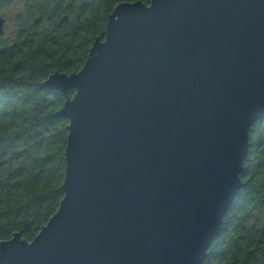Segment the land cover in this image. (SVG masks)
Masks as SVG:
<instances>
[{"label": "water", "instance_id": "water-1", "mask_svg": "<svg viewBox=\"0 0 264 264\" xmlns=\"http://www.w3.org/2000/svg\"><path fill=\"white\" fill-rule=\"evenodd\" d=\"M43 84L66 95L64 196L0 264H204L264 119V0L120 2Z\"/></svg>", "mask_w": 264, "mask_h": 264}, {"label": "trees", "instance_id": "trees-1", "mask_svg": "<svg viewBox=\"0 0 264 264\" xmlns=\"http://www.w3.org/2000/svg\"><path fill=\"white\" fill-rule=\"evenodd\" d=\"M123 1L137 0H26L14 36H0V243L31 241L58 210L69 120L56 115L66 95L43 83L83 67ZM249 138L243 186L204 264H264V119Z\"/></svg>", "mask_w": 264, "mask_h": 264}, {"label": "rangeland", "instance_id": "rangeland-1", "mask_svg": "<svg viewBox=\"0 0 264 264\" xmlns=\"http://www.w3.org/2000/svg\"><path fill=\"white\" fill-rule=\"evenodd\" d=\"M26 0H10L0 5V15L4 17L5 32L1 36L13 37L15 34L14 20L18 13L23 10Z\"/></svg>", "mask_w": 264, "mask_h": 264}]
</instances>
